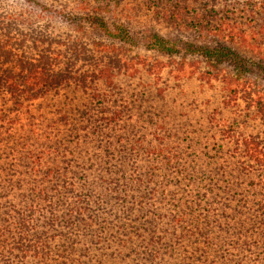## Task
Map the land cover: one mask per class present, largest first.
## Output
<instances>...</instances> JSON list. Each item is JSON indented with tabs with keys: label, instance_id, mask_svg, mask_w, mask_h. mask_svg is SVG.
Here are the masks:
<instances>
[{
	"label": "trees",
	"instance_id": "1",
	"mask_svg": "<svg viewBox=\"0 0 264 264\" xmlns=\"http://www.w3.org/2000/svg\"><path fill=\"white\" fill-rule=\"evenodd\" d=\"M0 264H264V0L0 2Z\"/></svg>",
	"mask_w": 264,
	"mask_h": 264
},
{
	"label": "rangeland",
	"instance_id": "2",
	"mask_svg": "<svg viewBox=\"0 0 264 264\" xmlns=\"http://www.w3.org/2000/svg\"><path fill=\"white\" fill-rule=\"evenodd\" d=\"M156 57H158L160 60H163L164 62L167 61V59L161 55H156L154 54ZM195 61H190L189 65H192L191 67H188V69L191 70H195L197 67L196 65H194ZM180 74V73H179ZM219 83L218 82H201L200 80H196L195 78H189L188 76L183 77V81H182V87L184 90L183 95L180 93L181 92V88H176L175 91H173L172 95L173 96H180V97H190V98H196L199 100H211V106L217 105L218 101H221L222 95H221V91H219ZM186 95V96H184ZM198 100V101H199ZM218 108H221V105L218 106ZM211 108H208V110H210ZM230 109V108H229ZM222 110V114L223 116H225V118H228L230 116H235V113L232 110ZM239 114V110L236 112V115ZM251 127L253 128L254 131H259L260 130V126L258 124L257 121L252 120L250 121Z\"/></svg>",
	"mask_w": 264,
	"mask_h": 264
},
{
	"label": "clouds",
	"instance_id": "3",
	"mask_svg": "<svg viewBox=\"0 0 264 264\" xmlns=\"http://www.w3.org/2000/svg\"><path fill=\"white\" fill-rule=\"evenodd\" d=\"M0 2H3V0H0ZM9 2H14V0H9Z\"/></svg>",
	"mask_w": 264,
	"mask_h": 264
}]
</instances>
